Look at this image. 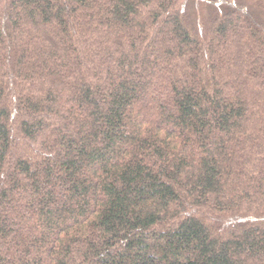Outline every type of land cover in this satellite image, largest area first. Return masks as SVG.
I'll use <instances>...</instances> for the list:
<instances>
[{
  "label": "trees",
  "instance_id": "trees-1",
  "mask_svg": "<svg viewBox=\"0 0 264 264\" xmlns=\"http://www.w3.org/2000/svg\"><path fill=\"white\" fill-rule=\"evenodd\" d=\"M0 264H264V0H0Z\"/></svg>",
  "mask_w": 264,
  "mask_h": 264
}]
</instances>
